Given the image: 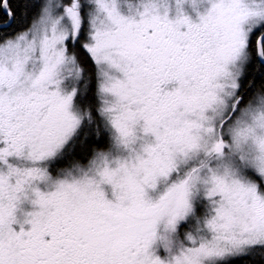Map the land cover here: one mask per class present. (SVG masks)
<instances>
[{
	"label": "rangeland",
	"instance_id": "rangeland-1",
	"mask_svg": "<svg viewBox=\"0 0 264 264\" xmlns=\"http://www.w3.org/2000/svg\"><path fill=\"white\" fill-rule=\"evenodd\" d=\"M79 1L47 0L0 44V264H28L22 249L67 222L118 228L169 195L160 228L101 264H264V98L238 107L236 94L264 0ZM80 26L111 144L53 174L86 152L65 50Z\"/></svg>",
	"mask_w": 264,
	"mask_h": 264
},
{
	"label": "trees",
	"instance_id": "trees-1",
	"mask_svg": "<svg viewBox=\"0 0 264 264\" xmlns=\"http://www.w3.org/2000/svg\"><path fill=\"white\" fill-rule=\"evenodd\" d=\"M60 1L63 5L70 3V0ZM2 2L3 0H0V25L9 20V13L11 21L8 25L0 27V44L28 30L43 12L47 0H7V11L3 10ZM78 2L79 7H83L79 0ZM85 31V26H80L77 31L71 33L65 41V50L79 72L75 82L74 102L83 115V121L79 137L75 139V145L84 137L83 143L86 144V152L82 154L79 150L80 147L76 146L73 150L70 149L63 155L58 165L52 169L53 174L85 164L97 152L107 150L111 144L109 128L99 108L96 64L84 46V41L87 39ZM261 32H264V25L255 30L247 41V60L236 93L239 98L238 107L250 106L258 98H264V64L258 59L256 43ZM262 50L264 55V40ZM87 123L89 126L86 127ZM254 246H250V248H255ZM262 247L264 248V246ZM225 264L255 263L252 256H244Z\"/></svg>",
	"mask_w": 264,
	"mask_h": 264
},
{
	"label": "flooded vegetation",
	"instance_id": "flooded-vegetation-1",
	"mask_svg": "<svg viewBox=\"0 0 264 264\" xmlns=\"http://www.w3.org/2000/svg\"><path fill=\"white\" fill-rule=\"evenodd\" d=\"M171 203L172 196L169 195L159 199L156 208L137 213L126 212V223L118 228L101 222V214L89 216L85 220H76L77 225L67 222L56 237L44 235L25 246L22 254L24 253L28 264H101L109 254L108 248L135 242L140 234L149 229L160 228V224L156 226L162 217L158 214L163 208H170ZM105 218L104 215L102 219ZM24 258L22 257L21 262Z\"/></svg>",
	"mask_w": 264,
	"mask_h": 264
},
{
	"label": "water",
	"instance_id": "water-1",
	"mask_svg": "<svg viewBox=\"0 0 264 264\" xmlns=\"http://www.w3.org/2000/svg\"><path fill=\"white\" fill-rule=\"evenodd\" d=\"M2 8L4 11H7V0H3L2 2ZM11 21V14L9 13V20L5 23V24H1L0 27H4L6 25L9 24V22ZM264 40V32H261L259 34V36L257 37V56H258V59L259 61L264 64V55H263V50H262V42ZM223 143L222 142H219V145H218V148L217 150L220 151L221 150V145Z\"/></svg>",
	"mask_w": 264,
	"mask_h": 264
}]
</instances>
